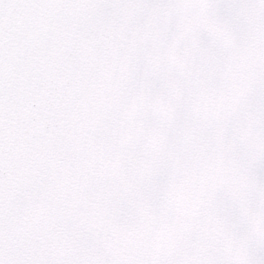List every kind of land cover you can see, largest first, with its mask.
<instances>
[{
  "label": "snow or ice",
  "instance_id": "obj_1",
  "mask_svg": "<svg viewBox=\"0 0 264 264\" xmlns=\"http://www.w3.org/2000/svg\"><path fill=\"white\" fill-rule=\"evenodd\" d=\"M0 264H264V0H0Z\"/></svg>",
  "mask_w": 264,
  "mask_h": 264
}]
</instances>
